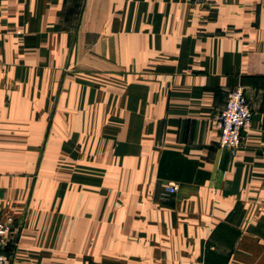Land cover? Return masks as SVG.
I'll return each mask as SVG.
<instances>
[{"label":"crops","instance_id":"1","mask_svg":"<svg viewBox=\"0 0 264 264\" xmlns=\"http://www.w3.org/2000/svg\"><path fill=\"white\" fill-rule=\"evenodd\" d=\"M0 216L11 264H264V0H0Z\"/></svg>","mask_w":264,"mask_h":264},{"label":"built area","instance_id":"2","mask_svg":"<svg viewBox=\"0 0 264 264\" xmlns=\"http://www.w3.org/2000/svg\"><path fill=\"white\" fill-rule=\"evenodd\" d=\"M203 0H195L200 3ZM253 110L247 99L244 88L232 90L227 98L225 108L216 120L219 133L218 146L236 156L244 144L245 136L250 132L253 123ZM178 185L170 184L167 188L169 194L178 192ZM14 227L0 216V264H11L7 253L8 239Z\"/></svg>","mask_w":264,"mask_h":264},{"label":"rangeland","instance_id":"3","mask_svg":"<svg viewBox=\"0 0 264 264\" xmlns=\"http://www.w3.org/2000/svg\"><path fill=\"white\" fill-rule=\"evenodd\" d=\"M7 223L10 224L9 222H7ZM11 224H12V223H11ZM12 226H13V224H12ZM12 234H13V233H12ZM12 234H11V235H12ZM11 235H10V236H11ZM10 236H9V239H8V246H9V242H10ZM7 249H8V247H7Z\"/></svg>","mask_w":264,"mask_h":264}]
</instances>
